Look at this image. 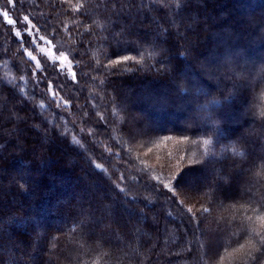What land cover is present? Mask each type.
<instances>
[{
  "label": "trees",
  "instance_id": "1",
  "mask_svg": "<svg viewBox=\"0 0 264 264\" xmlns=\"http://www.w3.org/2000/svg\"><path fill=\"white\" fill-rule=\"evenodd\" d=\"M0 264H264V0H0Z\"/></svg>",
  "mask_w": 264,
  "mask_h": 264
},
{
  "label": "rangeland",
  "instance_id": "2",
  "mask_svg": "<svg viewBox=\"0 0 264 264\" xmlns=\"http://www.w3.org/2000/svg\"><path fill=\"white\" fill-rule=\"evenodd\" d=\"M26 32L30 37L32 49L26 50L25 54L36 69L37 64L40 65V69L53 64L57 69L63 71L69 79L75 78L74 63L71 59L72 54L70 48L64 42L37 36L31 27H28ZM28 53H31V56ZM32 57H35V59Z\"/></svg>",
  "mask_w": 264,
  "mask_h": 264
},
{
  "label": "snow or ice",
  "instance_id": "3",
  "mask_svg": "<svg viewBox=\"0 0 264 264\" xmlns=\"http://www.w3.org/2000/svg\"><path fill=\"white\" fill-rule=\"evenodd\" d=\"M9 3L11 4L12 0H9ZM3 16H4V19L7 21V23H9V24H13L14 23V21L8 19V12L7 11H5L3 13ZM24 19H25V21H27L28 17H25ZM20 35H21V33L19 31H17L16 32V36L19 37ZM28 55L31 56V53H28ZM32 58L35 59V57H32ZM36 67H37L38 70L40 69V65L39 64H37ZM97 167H99V165H97ZM183 179H184L183 176L180 175V174L174 175V176H172L170 178L171 186L169 184H165L164 187L168 188L169 191H172L174 195H178L179 193H178L177 189H178L179 185L183 182ZM189 211H191V209H189Z\"/></svg>",
  "mask_w": 264,
  "mask_h": 264
}]
</instances>
